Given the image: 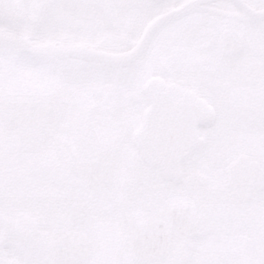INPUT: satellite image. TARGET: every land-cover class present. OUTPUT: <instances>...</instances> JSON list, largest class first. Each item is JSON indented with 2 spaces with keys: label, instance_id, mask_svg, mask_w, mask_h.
<instances>
[{
  "label": "snow or ice",
  "instance_id": "snow-or-ice-1",
  "mask_svg": "<svg viewBox=\"0 0 264 264\" xmlns=\"http://www.w3.org/2000/svg\"><path fill=\"white\" fill-rule=\"evenodd\" d=\"M0 264H264V0H0Z\"/></svg>",
  "mask_w": 264,
  "mask_h": 264
}]
</instances>
